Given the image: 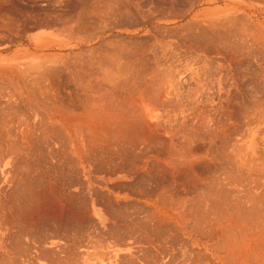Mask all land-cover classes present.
Here are the masks:
<instances>
[{"label": "bare ground", "instance_id": "bare-ground-1", "mask_svg": "<svg viewBox=\"0 0 264 264\" xmlns=\"http://www.w3.org/2000/svg\"><path fill=\"white\" fill-rule=\"evenodd\" d=\"M177 1L0 0V264H264V87L237 103L245 77L229 72L258 31L226 4ZM77 153L153 199L119 225L91 198L96 245L70 239L74 183L50 175L85 173Z\"/></svg>", "mask_w": 264, "mask_h": 264}, {"label": "rangeland", "instance_id": "rangeland-1", "mask_svg": "<svg viewBox=\"0 0 264 264\" xmlns=\"http://www.w3.org/2000/svg\"><path fill=\"white\" fill-rule=\"evenodd\" d=\"M175 1H177V0H175ZM193 1H195V3H196V5H195V9H196V11H197V9H199V10H202V9H204V8H216V6H218V7H222V8H224L225 7V4H226V6H228V8H233L232 9V12L234 11V13L236 14V15H239V17H240V15H241V17H242V15H243V17H245V18H243L242 19V21L243 20H245L246 22L245 23H247V20H248V24H246L247 25V28H246V26H245V29H246V31L248 30V32H249V30H253V29H255V31H258L257 33H258V36L256 37L257 38V40L258 41H256V43L255 44H252V45H254L255 46V49H254V51L256 50L257 51V49L258 48H260L261 46H264V39H263V41H261L262 40V36L264 35V32H263V28L261 27V26H259V25H257L255 22H259V23H261L263 26H264V0H193ZM222 1V2H221ZM256 1V2H255ZM183 3V2H191L190 0L188 1V0H178L177 1V3ZM221 2V3H220ZM247 3V4H245V3ZM254 2H255V4H254ZM228 3H230V4H228ZM252 3V4H251ZM235 4V5H234ZM182 5L184 6L185 4H181V7H182ZM221 5V6H220ZM229 5H232L233 7H231V6H229ZM237 5H238V7H237ZM250 5V6H249ZM200 6V7H199ZM224 6V7H223ZM235 6V7H234ZM178 7H179V5H178ZM256 7V8H255ZM249 10H248V9ZM240 10H242V11H240ZM248 11V12H246V11ZM262 10V11H261ZM242 12V13H241ZM252 18V19H251ZM132 19V18H131ZM129 21H127V23H130L131 21H130V19H128ZM251 21H253V22H251ZM132 22H134V23H131V24H135L136 23V21L134 20V21H132ZM250 24H252V26H250ZM256 24V25H255ZM260 24V25H261ZM250 27H249V26ZM261 29V30H260ZM254 31V30H253ZM254 31V32H255ZM258 37H259V39H260V41H259V39H258ZM261 37V38H260ZM257 42H259L258 44H257ZM247 44H248V42H246ZM250 43V42H249ZM252 43V42H251ZM251 43H250V45H251ZM260 43H262V44H260ZM235 44V43H234ZM234 44H232L231 46H229L230 48V52L231 51H233V50H235V53L237 52L236 51V49H238V47L239 46H234ZM257 44V45H256ZM260 44V45H259ZM249 44L247 45L248 46V48H246L245 50H244V52L245 51H252V49L254 48V46L252 47V45L250 46ZM260 47H259V46ZM234 46V47H233ZM231 47H233L232 49L233 50H231ZM235 47H236V49H235ZM242 48H243V46H241ZM244 47H245V45H244ZM250 47H252L251 49H250ZM256 47H257V49H256ZM264 48V47H263ZM244 49V48H243ZM250 49V50H249ZM262 48H260V51L258 50V52H254L253 53V51L252 52H248L249 53V55H246L247 54V52L246 53H244L243 51V53H244V55H243V53L241 52V53H236L237 55V58L240 56V55H238V54H242L241 56H249V57H247V59L244 57H242V58H239V60H241V63H240V61L239 60H237L239 63H235L236 64V69L233 67V64H231L230 65V70H229V72H230V75L231 76H233V77H235L234 75H237V77H235V78H238V77H240V78H238V79H241V78H244L243 79V81L244 82H242V85L244 86V88H242L243 86L241 85V82L239 83V86H240V89H238L237 90V92L236 91H234V92H236V93H234V97H233V100H235L236 99V102L238 101V102H243V103H245V104H247L246 103V101H251V98L252 97H254L253 95H255L253 92L255 91H257L258 92V90L260 89L261 90V87H264V83H260V76L259 75H257V73L258 72H261L262 73V75L261 76H263V77H261V78H263L264 79V72H262V70H260V67L262 68H264V49H262ZM242 49L240 48V51H241ZM261 51H263V52H261ZM239 52V51H238ZM260 52L263 54V55H261L260 54ZM250 53H253V54H250ZM255 53H256V55H255ZM257 53H259L258 55L259 56H263V58L261 57H259L258 55H257ZM188 53H186L185 55H187ZM232 54V53H231ZM185 55H184V57H185ZM193 56H195L196 54H192ZM227 56L228 57H231V55H229V53H227ZM233 56V55H232ZM256 57V58H254V57ZM258 56V57H257ZM187 57H190V54H188V56H186L185 58H187ZM196 57H197V55H196ZM196 57H193L194 58V60L195 59H198L199 58V56L196 58ZM251 58V59H250ZM252 59H254V60H252ZM193 60V61H194ZM250 60V61H249ZM260 60H261V62H260ZM185 62H188L189 61V59H187V60H184ZM193 61H192V63H193ZM236 61V62H237ZM246 61V62H245ZM247 61H248V63H247ZM249 62H251L253 65H251ZM247 63V64H246ZM235 66V65H234ZM238 66H240V67H238ZM249 66V67H248ZM259 66V67H258ZM232 67V68H231ZM258 68V69H257ZM239 69V70H238ZM241 69V70H240ZM233 70V71H232ZM235 70V71H234ZM236 70H237V72H236ZM243 70V71H242ZM253 70H255L254 72L256 73H254L253 72ZM256 70H258V71H256ZM264 70V69H263ZM243 72V73H242ZM241 73V74H240ZM248 73V74H247ZM261 73H259V74H261ZM243 74V75H242ZM251 76H250V75ZM245 75V76H244ZM250 76V77H247V76ZM257 76V77H256ZM252 77V78H251ZM256 77V78H255ZM249 78H251V79H249ZM258 78H259V80L260 81H258ZM255 79V80H254ZM248 80V81H247ZM252 80V81H251ZM254 80V81H253ZM250 81L251 82H253V85H252V83H250ZM247 82V83H246ZM248 82L250 83V84H248ZM256 82H257V84L258 83H260L261 84V86H260V84L259 85H257L256 84ZM244 83H245V85H248V86H246L245 87V85H244ZM255 83V84H254ZM249 86H251V87H249ZM250 89H249V88ZM252 88H253V90H252ZM242 90V91H241ZM259 90V91H260ZM262 90H263V88H262ZM251 91H253V92H251ZM250 92V93H249ZM252 93V94H251ZM250 96H249V95ZM259 94V93H258ZM252 95V96H251ZM244 100V101H242V99ZM232 100V101H233ZM231 101V104H233V102ZM237 102V103H238ZM250 102H248V104H249ZM234 105H236V103L234 102ZM234 105L233 106H231V108H232V110L234 111L235 110V114H236V117H238V118H240V116L241 115H243V108L241 107H239L240 105L239 104H237V106H235L234 107ZM239 109H241V110H239ZM78 154V157L80 156V154L79 153H77ZM79 158H81L83 161H84V165H85V173H83L82 171H80V169L78 170L77 169V167L76 166H74V164L72 165L71 164V168H70V163H68V165H69V169H71V170H67L66 172L67 173H64V175H63V173H61L62 175L60 176L59 174H57V172H49V173H51L50 175L52 176V174L53 173H55V174H53L54 176H53V178L54 179H56V180H54V181H56L55 182V184L58 186V184H59V186H61L62 185V182H64L63 180H65V182L66 183H68L69 185V187H71V184L70 183H74L73 185H72V187H71V189H70V193H69V197H72V196H76L77 197V199H76V201H75V198L76 197H72V199L70 198V200H72V202L71 201H67V203L66 204H70L71 203V205H70V207L71 208H73L72 209V216L70 217V218H74V220L73 219H69L70 220V222H69V220H68V223L70 224L71 222H72V224L71 225H68L67 226V230H70V231H68V234H69V236H71L70 237V239H74L75 240V242L73 241V240H71V241H73L74 243H77V244H84V243H86V244H90V242H91V244H94L95 242H94V240H95V238L97 239V237H95V236H98V235H100L99 233V231H101V229H100V227H99V225L97 226V223L94 221V220H90L91 218H88L87 216H89V213H88V208H89V204L91 205V198H95V199H98L99 201H100V203H101V201L104 203V205L105 204H108V208L106 209V210H108L109 212L111 211L113 214H111L112 216H114V218H117L118 219V221H117V223L119 224V225H121V224H124L126 221H128V220H126V219H128L129 218V221H132V219H134V218H141V216H144L143 215V213H144V210L143 209H146L145 211H147L148 209H150L149 207H146V206H144V201L145 202H148L149 201V203L150 204H152L153 202H152V200L153 199H147V198H137L136 196H133V193L131 194H129V192L131 191V190H133L134 191V188H135V190L137 189L135 186H136V183H134L135 181H136V178L138 177L136 174H128V173H123V172H117V171H115V169H113L112 167L111 168H108L109 170H107L106 169V167H108L109 165H110V163L109 164H105V162L103 161V164H105V168L103 167L104 165H99V167L100 168H98L97 166V164H99V163H96V164H94V165H88V162H86L85 161V156H82V157H79ZM71 159H73V158H71ZM69 160L68 159V162H71L72 160ZM74 160H76V159H74ZM73 160V162H71V163H74L75 161ZM87 160V159H86ZM66 161L67 160H65L64 159V162L66 163ZM213 161H215V162H217V160L216 159H213ZM106 162H107V160H106ZM75 163H77V161L75 162ZM101 164H102V162H101ZM92 166V167H91ZM93 166H95V167H93ZM111 166V165H110ZM75 168H76V170H75ZM73 169V170H72ZM91 169H93V171H98L97 173H94ZM94 169H96V170H94ZM98 169V170H97ZM104 169H106L105 171H104ZM80 171V172H79ZM90 171H91V173H90ZM109 171H115V173L113 174L112 173V175L110 176L109 175ZM220 171V170H219ZM89 172V173H88ZM106 172V173H105ZM218 172V171H217ZM215 174H217L216 172H215ZM218 174H219V172H218ZM68 175V176H67ZM134 175H135V180H133L134 179ZM56 176V177H55ZM60 176V177H59ZM78 176H80V177H78ZM85 176V177H84ZM92 176V177H91ZM82 177V178H81ZM58 178V179H57ZM70 179V180H69ZM75 179V180H74ZM78 179V180H77ZM79 179H80V181H79ZM93 179V180H92ZM132 179V180H131ZM61 180V181H60ZM73 181V182H72ZM75 181V182H74ZM77 181V182H76ZM79 181V182H78ZM119 181V182H118ZM64 182V183H65ZM99 182V183H98ZM113 182V183H112ZM127 182H132L131 184H130V188L131 189H129V190H126V188L128 189L129 187L128 186H126V187H124L126 184L125 183H127ZM38 183V182H37ZM84 183V184H83ZM105 183V184H104ZM120 183V184H119ZM104 184V185H103ZM117 184V185H116ZM121 184H123L121 187H120V189L123 187V188H125V190H123V189H117L118 187L117 186H120ZM133 184H135V186L133 185ZM116 185V186H115ZM131 185H133V187L131 186ZM73 186H75V187H73ZM112 186V187H111ZM115 186V187H114ZM77 187V188H76ZM114 187V188H113ZM138 187V186H137ZM92 188V189H91ZM140 188V187H139ZM74 190H75V192H74ZM82 191V192H81ZM111 191V192H110ZM129 191V192H128ZM114 192V193H113ZM117 192V193H116ZM78 193H79V195H78ZM127 193V194H126ZM71 194V195H70ZM97 194V195H96ZM150 194H151V192H150ZM78 195V196H77ZM110 195V196H109ZM108 196V197H107ZM112 196H114V197H112ZM112 197V198H111ZM137 199H139L140 200V202H136L135 201V199L136 198ZM73 198H74V200H73ZM79 198V199H78ZM104 198V199H103ZM109 198H111V200L112 201H110L109 200V202H108V199ZM134 198V199H133ZM115 199L117 200V202H115ZM98 200H96L97 202H98ZM131 200H132V203H131ZM141 200H143V201H141ZM147 200V201H146ZM82 201V202H81ZM69 202V203H68ZM106 202V203H105ZM129 202V203H128ZM79 203H80V205H79ZM99 203V202H98ZM102 203V204H103ZM126 205H124V204ZM131 203V204H130ZM136 205H135V204ZM139 205H138V204ZM87 206H86V205ZM130 204V206H128ZM133 204H134V206H133ZM75 207H77V208H75ZM132 205V206H131ZM85 206V207H84ZM136 206V207H135ZM138 206L140 207L139 209H138ZM9 207H11V206H9ZM87 207V208H86ZM106 207H107V205H106ZM105 207V208H106ZM141 207L143 208V207H145V208H143V209H141ZM101 208H103V207H101ZM148 208V209H147ZM104 209V208H103ZM131 210V211H130ZM139 210V211H138ZM143 210V211H142ZM128 211V212H127ZM102 212V214L105 216L106 215V213L104 212V211H101ZM83 214V216H81V218H79V216L81 215V214ZM87 213H88V215H87ZM100 216L102 215V214H100L99 212H97ZM105 213V214H104ZM125 213V214H124ZM129 215H128V214ZM135 213V214H134ZM139 213V214H138ZM8 214V213H7ZM73 214H76V216L75 215H73ZM116 214V215H115ZM131 214V215H130ZM120 215H121V217H120ZM124 215H125V218H124ZM127 215V216H126ZM132 215L134 216V217H132ZM8 216V218H10L11 216L8 214L7 215ZM13 216V215H12ZM27 216V215H26ZM116 216V217H115ZM135 216H138V217H135ZM78 217V218H77ZM85 217V218H84ZM90 217V216H89ZM102 217V216H101ZM106 217V216H105ZM132 217V218H131ZM12 218H14V219H16V218H18V216L16 217L15 215L13 216V217H11V219ZM89 220H88V219ZM83 219V220H82ZM135 219V220H136ZM87 220H88V222H87ZM120 220V221H119ZM79 221V222H78ZM82 221H83V223H84V225H83V223H82ZM128 221V222H129ZM75 224H74V223ZM78 222V223H77ZM1 223V222H0ZM95 224V225H94ZM107 225V221L104 219V223L103 224H101V226L103 227V228H105L106 227V225ZM77 225V226H76ZM88 225H89V227H88ZM94 225V226H93ZM74 226L76 227V228H74ZM83 226V227H82ZM87 226V227H86ZM93 226V227H92ZM90 227H91V230H90ZM79 228H81V229H79ZM74 229V230H73ZM79 229V230H78ZM84 229V231H85V233H84V231H82ZM87 229V230H86ZM93 229V230H92ZM72 230V231H71ZM106 230V232H107V229H105ZM116 230L117 229H115V232H116ZM18 231V230H17ZM82 231V232H81ZM94 231H96V232H94ZM20 232H22V230L20 231L19 230V233ZM70 232H71V234L74 236H72L71 234H70ZM89 232H91V233H89ZM98 232V235L96 234ZM114 231H113V234L115 233ZM23 233V232H22ZM22 233H20V234H22ZM80 233L81 234H83V235H85L86 233H88L87 234V236H85V238H84V236L83 237H81L80 236ZM91 234H92V236H91ZM94 234V235H93ZM78 235V236H77ZM89 235V236H88ZM92 238H91V237ZM78 237H80V238H78ZM87 237L89 238V239H87ZM24 238V237H23ZM23 238H21V241H22V239ZM78 238V239H77ZM94 238V240H92ZM99 238V237H98ZM77 239V240H76ZM80 239H83L82 241V243L81 242H76V241H81ZM86 240V242H84L85 240ZM90 239L92 240V241H90ZM89 240V241H88ZM87 241H88V243H87ZM99 242V239L98 240H96V242ZM72 242V243H73ZM93 242V243H92ZM73 243V244H74ZM85 244V245H86ZM94 245H96V243L94 244ZM79 245H77V247H78ZM21 252H23V251H20V253ZM32 252V251H31ZM24 253H26V252H24ZM32 254V255H31ZM34 254H36V253H26L25 255H28L27 256V258H28V260H29V262H30V260H31V256H33L32 258H36L37 256H35ZM16 254H14V256H15ZM19 257L22 255V253L21 254H17ZM16 255V256H17ZM25 255H22L21 256V258H23V262L27 259V258H25L26 256ZM31 255V256H30ZM13 256V255H12ZM11 256V257H12ZM18 256H17V258H18ZM25 256V257H24ZM30 256V257H29ZM35 256V257H34ZM21 258H19L20 259V261H22L21 260ZM25 258V259H24ZM31 262H32V260H31ZM38 263L39 264H41V263H43L41 260H38Z\"/></svg>", "mask_w": 264, "mask_h": 264}]
</instances>
